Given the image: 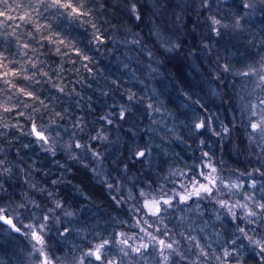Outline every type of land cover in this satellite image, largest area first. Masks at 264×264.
<instances>
[{
  "label": "clouds",
  "instance_id": "clouds-1",
  "mask_svg": "<svg viewBox=\"0 0 264 264\" xmlns=\"http://www.w3.org/2000/svg\"><path fill=\"white\" fill-rule=\"evenodd\" d=\"M79 3L85 17H44L60 21L50 23L64 41L49 49L58 62L22 48L26 60L8 61L21 75L0 79V217L15 224L0 220V234L11 264H264V47L241 52L237 43L264 26V0ZM125 77L128 87L118 85ZM25 150L59 176L38 177ZM84 188L107 191L129 219L116 218L107 236L79 227L92 211L79 199ZM146 200L170 203L153 214Z\"/></svg>",
  "mask_w": 264,
  "mask_h": 264
},
{
  "label": "trees",
  "instance_id": "trees-1",
  "mask_svg": "<svg viewBox=\"0 0 264 264\" xmlns=\"http://www.w3.org/2000/svg\"><path fill=\"white\" fill-rule=\"evenodd\" d=\"M30 0H8V4L11 6V11H6L8 15H11L13 17L12 20H8L6 16H0V21H3V26H0V51H3V54L7 57H9L10 60H19L24 61L28 57L24 56L23 52H27L28 56H32L33 59L35 57L32 54L31 48L30 49H24L23 52L22 44L23 43H29L31 47H36L39 49L40 53H44L45 55L42 56V59L48 60V61H59V57L54 56L49 49L54 47L53 45L48 44L47 42H43L42 46L37 43V40L39 37L37 36V40H33L32 37L28 35L29 32H32L33 35H37L34 29V26L31 23H25L24 21L20 20L19 17L24 14L25 11L31 13L32 9L29 7ZM17 5H21V7H17ZM4 6L0 5V10H3ZM49 13H44V16H36L33 15V18L40 24H46V23H52L53 28L56 27V23H60V21H49L46 20L44 17L48 16ZM62 26H66L65 24H62ZM264 26H257L255 29H253V36L256 38H253V36H247L241 37L237 40V43L239 45H242L241 52L244 51V48L251 47V50L255 52L256 50H259L261 47H264V45H261L260 40H264V30H262ZM13 30H15L16 35H12ZM69 33L74 36L75 38L79 39L81 41L82 46L87 43V33H84L81 35V32L83 30H76L73 31L71 28H68ZM19 37V39H17ZM249 40H251L252 45H249ZM217 47H220V45H217ZM222 51H225V55H227V50L221 49ZM228 50L231 52H235L236 49L233 48L231 45L228 46ZM100 71L113 74V78H115V68L111 65H108L106 67L105 63H99ZM65 67H69V65H65ZM205 69H207V61H205L204 65ZM197 68L199 70V65H197ZM95 70V69H94ZM31 71V69H29ZM178 69H173V76L175 77L177 75ZM86 77V84L92 83L93 87H95V84L88 79V74L85 73ZM72 79H75V74H73ZM123 84L124 87H128V81L127 78L123 81L118 80L117 84ZM175 83L177 84L178 90L182 87L181 81L179 79L175 80ZM78 89L80 88L79 85L76 86ZM45 88H47V85H45ZM136 90V89H134ZM82 94L84 92L82 91ZM88 95L93 96V100L96 101V96L91 92V90H87ZM99 101H96V104L94 106H98ZM11 143L13 145H18L20 141L18 140H12L11 134L9 137ZM19 152V148L17 147L15 152H13V159L16 157V153ZM25 156V159L27 163H32L33 160L36 161V168L40 169L39 172L36 173V175L42 179H48V177L45 176V173L51 171L52 175L51 178L54 179L57 176H59V172L57 171L56 167L49 162L48 160H45L42 158V154L39 152L32 153L28 152V150H25V153L23 154ZM191 156V153H188V155L185 157L188 159ZM72 174H69V179H71ZM75 183V182H74ZM17 184L16 179H12L9 181H6V188H9L10 191V185ZM83 187V185H82ZM135 191V189H134ZM122 194H124L122 192ZM73 195H78L75 192V189L73 188ZM6 194H0V199L5 198ZM107 196V191H105L102 195H97L95 193L90 192L87 188H84V194L79 195V199L82 202L84 207H91L92 211L88 212L87 214L82 213L78 226L79 227H87L90 228L93 231H101L104 236H107L109 232L112 230V226L114 224V221L116 218L123 217L125 219H129L127 216L126 209L124 210H116L114 203L109 206L111 198L108 197V199H105ZM123 208V206H122ZM119 227H123L122 225ZM72 241H77V237L73 233L72 237L70 238ZM8 239L6 235L0 234V264H11V260L9 258V255H5L3 249L5 245L7 244ZM67 247L71 248L72 244L68 243ZM110 254L112 253L113 249H108ZM113 254V253H112ZM249 264H256V261L251 258V256H248Z\"/></svg>",
  "mask_w": 264,
  "mask_h": 264
},
{
  "label": "snow or ice",
  "instance_id": "snow-or-ice-1",
  "mask_svg": "<svg viewBox=\"0 0 264 264\" xmlns=\"http://www.w3.org/2000/svg\"><path fill=\"white\" fill-rule=\"evenodd\" d=\"M88 3L94 2V0H87ZM29 7H31L32 11L31 13L25 11L23 15L19 17L20 20L24 21L25 23H31L34 26L35 32L37 35H33L32 32H29L28 35L32 37L33 40H37V36L39 39L37 40V43L42 46L43 42H47L50 45H53L57 47L59 50L60 46L64 44L63 40L57 41V37L52 34L53 29L50 27V23L46 24H40L38 23L34 18L33 15L36 16H44V13H49L52 9H55L59 17H66V14H70L73 19H78L81 17H85L87 13L84 11V6L79 3V0H77V3H73L72 0H30ZM17 7H21V5H17ZM0 16H6L8 20H12L13 17L11 15H8L6 11L0 10ZM4 22L0 21V26H3ZM2 35V34H0ZM12 35H16L15 30H13ZM19 39V37H17ZM23 49H30L31 51L39 52V49L36 47H31L29 43H23L22 44ZM3 51H0V79H3L5 77H9L8 83H12L13 80H15L18 76L21 75V70L19 68L18 62H13L10 65L8 64L9 57L2 55ZM6 67H10L11 71H5L4 69ZM203 125H197V127H202ZM253 128L256 127L254 124L252 126ZM35 131V128L33 129ZM39 135V133H36ZM203 187V186H201ZM264 187V185H262ZM180 199L183 201L187 199V197H180ZM170 203L169 200H146L145 201V207L152 212L153 214H161L162 211V205H168ZM0 220L3 221V223L11 225L13 228H15V224L12 220L7 218V214L4 217H0ZM34 238L39 239L38 236L34 233ZM159 244L161 247L164 246L165 241L160 240ZM169 248H171V245H168ZM97 260L102 259L100 255V249H97L94 253Z\"/></svg>",
  "mask_w": 264,
  "mask_h": 264
},
{
  "label": "rangeland",
  "instance_id": "rangeland-1",
  "mask_svg": "<svg viewBox=\"0 0 264 264\" xmlns=\"http://www.w3.org/2000/svg\"><path fill=\"white\" fill-rule=\"evenodd\" d=\"M217 114H219V113H217ZM137 231H138V229H137ZM149 251H151V249H149ZM115 252H116V250H115V249H113V250H112V253H113V254H115ZM112 253H111V254H112ZM149 259H150V257H149ZM141 264H145V262H144V261H142V262H141Z\"/></svg>",
  "mask_w": 264,
  "mask_h": 264
}]
</instances>
